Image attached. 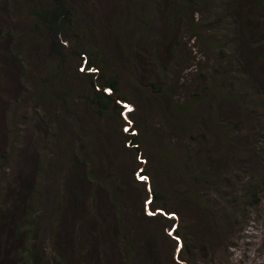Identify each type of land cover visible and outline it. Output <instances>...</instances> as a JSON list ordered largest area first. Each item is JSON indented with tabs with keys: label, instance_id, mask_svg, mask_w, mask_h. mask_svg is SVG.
Masks as SVG:
<instances>
[{
	"label": "trees",
	"instance_id": "obj_1",
	"mask_svg": "<svg viewBox=\"0 0 264 264\" xmlns=\"http://www.w3.org/2000/svg\"><path fill=\"white\" fill-rule=\"evenodd\" d=\"M16 1L17 4L13 2L0 3V18L5 21V29L3 33H0V39L6 38L11 46L19 49V51L12 50L11 60L17 64L18 77L23 76L26 81H32L31 84L34 86L31 89L33 93L30 98L37 99V104H31V106L37 107V111H29L30 115L28 114V116L33 119L34 116L43 114L51 124L48 128L51 135L48 140L55 141L56 135L59 134L64 141L56 147L53 146L55 155H52L51 161H47L41 156L32 170H27L26 176L30 182L23 181L18 190V197L27 211L9 237L3 233L4 219L0 220V238H2L0 239V264H46L55 260V258L50 260L48 250L37 238L38 227L40 225L49 229L51 236H54L55 233L59 234L57 231L62 225V221L66 218L69 219V209L83 217L84 221L82 220V224L79 225L81 236L89 232L84 228V223L88 222V219L94 220V228L98 235L103 238L107 235L108 242L105 241L98 256V261L101 264H113V262L117 264L110 243L119 252L118 264L138 263L140 260L138 264H149L142 254L144 251H151L148 239L152 238L153 234L149 237L148 229L139 228V226H134L132 229L133 225L131 227L130 225L133 222L127 213L129 211H122L118 207L122 200L121 196H123L120 188L128 189V185L131 183L143 184L140 187L143 194L142 201L145 200L146 204L149 203L147 206L152 212L158 211V213L146 216L141 201L139 204L142 217L149 221L163 223L164 229H169L170 234L173 235L171 251L176 254L178 260L172 264H198L193 253L194 245L191 239L195 240V243L202 249L206 248V251L211 253L217 251L216 246L227 245L229 237H225V232H230L229 229L238 220L236 213L235 216L227 215L226 206L228 205L224 199L226 198L225 194L230 195L227 200L229 204L235 205L236 209H239L237 205L244 198L245 203L250 207L258 201V194L261 188H264V177L257 179L254 183L242 184L241 192L233 195L230 190V180L232 179L228 174L223 179V177H215L213 173L211 181L204 177L203 172L197 174L201 166L196 157L199 154L198 151L205 145L202 143L204 134L199 130L205 126L206 122L203 110L205 111L209 106L210 108L215 106V103L209 102L212 98L208 96L209 92L219 94L218 92L223 89L218 91L220 87L217 89L214 85V91H212L206 86L203 72L198 71L203 62L201 49L200 54L189 55L192 71L188 68V72L184 68L186 65L180 63L176 70L171 72L172 66L169 60L175 59L173 51L176 45H181V47L185 45L180 36L172 37L174 29L178 30L181 21L187 28L189 42L205 46L212 57H224L234 45H229V43L234 41L235 33L238 36L244 31L243 25L238 22L239 19L244 25L249 23L243 5L244 0L238 2L236 0H132L133 5L128 6L127 9L124 4L125 0ZM259 2L264 6V0H259ZM88 4L91 6L89 7ZM118 6L125 7L117 10ZM233 7L236 8L237 18L232 12ZM5 10L8 11L6 15H4ZM259 36L264 37V33L260 32ZM43 38L50 43L51 51L48 52V56L51 55V59L44 56L46 55L43 52L44 49L38 48V46L41 47ZM160 39L163 40L162 44L167 50V52L165 51L167 65L155 49H160L158 45ZM25 41L27 45L23 44ZM17 42L19 43L17 44ZM35 44L41 51H37V53L39 52L46 62L47 70L44 77L35 76L21 55L22 50H25L24 53H26L30 51V48L33 49ZM149 49H152L151 55L145 53ZM3 61L5 63V60ZM142 63H145V66L138 70L137 67ZM32 66L36 68L38 65ZM228 69L225 67L224 72L227 71L229 74L227 79L234 82L231 83L233 91V84L237 82L236 90L241 83L240 80L246 82V78L239 77L240 74L234 72L235 68ZM184 70L189 73L192 91L183 88L185 83H182L181 75ZM229 71L230 73H228ZM6 76L8 79L11 74H6ZM29 76L33 78L29 80ZM66 77H69V80ZM70 79L72 80L68 87L66 84H69ZM75 82L78 84L79 91L82 90L79 96L89 109L96 110L99 119H104V117L106 119L109 114L118 118L122 144L126 141L131 145L130 149L133 150L134 156L135 154L141 155L139 145L146 144L149 157L154 159L156 164V166L152 165L153 175L145 169L142 173L143 179L133 180L132 177L131 183H127V178L123 175L125 173L119 167L110 171L100 165L96 166L95 158L104 155V144L100 147L95 143L97 133L91 126L96 125V119L82 121L78 115H73L69 118L68 126L64 115L53 116L51 114L53 111L51 106L59 108L61 107L59 104L68 103L69 98L67 100L65 96L73 93ZM3 87L7 102L10 92L6 91L4 85ZM179 87H182L181 94H178ZM248 87L241 93L244 100L249 99V94L252 91L249 92L252 87ZM177 94L180 95L178 98H176ZM154 98L168 107L167 111H160L161 120L159 119L158 122L155 121L158 118H155L157 112L153 107ZM243 101L242 107L246 110L248 102ZM124 103L132 104V107L126 112L128 116L126 121L121 116L125 107ZM11 104L17 117H23L26 110L18 109L20 106L16 103ZM172 112L175 113L174 117L169 115ZM7 113L8 111L5 110L2 116L6 117ZM9 116L12 118L11 115ZM44 116L42 117L45 118ZM5 117L3 118L4 122L6 121ZM18 121L19 119L12 121L11 126ZM166 123H169L170 131L164 130ZM122 126H127L124 132ZM69 128L74 132L81 133L82 140H79L78 147L86 155L78 157L74 155L72 159L73 153H69V139L64 136V132ZM136 129H138L139 135L136 134ZM175 133L182 140L175 137ZM257 135L256 139L262 142L261 155H264V129L258 130L255 137ZM7 153L8 151L0 144V156L5 158ZM114 156L118 158L117 153ZM200 157L201 155L199 160ZM77 160L87 166L82 169L80 174L75 176L70 173L67 176L70 171L69 163L74 165ZM223 160L221 159L222 164L225 163ZM227 161L228 165L233 166L232 161ZM208 162L213 165L212 172H217L218 166H215V163L220 164V162L207 157L201 161L205 164L204 166ZM44 163L47 164V170L50 169L49 163L52 166L61 163L58 171L61 173L59 178L63 179V184H67L66 194L63 195L59 187L60 184L54 179L48 180L46 186L49 189L47 191L52 190L48 194L54 195L53 205L49 211L46 209L39 211L34 205L37 195L46 196L43 189L45 188L44 184L47 183L48 174H46L47 172L41 173ZM139 164V162L136 163L134 170ZM32 172H34L35 178L30 179ZM162 172L168 173L164 175L168 177V185L171 184L174 191L172 192L174 199L172 202L168 195L169 189L163 190L162 180L156 178L157 180L154 181L155 177L161 176ZM149 174L153 180L151 182ZM10 175H12V171H10ZM80 180L89 181V188L92 189V199L84 206L83 210L79 209L83 205L80 202L83 193H78L82 189L75 183ZM145 182L148 186L147 189H145ZM84 184L86 185V183ZM103 189L107 192L106 196L110 198L111 202L118 205L113 211V233L108 232L106 228L111 223L112 212L107 216V219L105 215H102V218L107 220L105 224L103 220L98 219V215L96 217L95 214L90 215L89 213L90 208L96 209L97 213L100 210V203L105 200L101 197L100 199L93 197L96 190L103 191ZM71 192H75L72 197ZM212 193L215 194L212 195ZM218 195L220 199L216 201ZM134 202L136 201L134 200ZM3 204L0 200V211L8 210L9 207H3ZM135 209L137 211L136 206ZM159 209L164 213H159ZM189 210L196 212L198 210L199 219L190 221L186 216ZM170 212H173V216ZM176 212L180 216L179 222L174 219ZM193 225L197 228H193ZM195 233L201 235L199 240H196ZM162 234L169 237L166 233ZM17 240L18 242L15 243ZM139 240L145 244H139ZM176 240L181 241L179 245ZM79 241L85 248L83 240ZM15 246L16 248H14ZM12 249L13 253L10 254ZM73 250L75 256L79 254L84 257L86 264H92V258L85 256L84 251H79L76 243ZM60 256H63L62 253ZM156 256V264H167L164 263V252L156 251Z\"/></svg>",
	"mask_w": 264,
	"mask_h": 264
},
{
	"label": "rangeland",
	"instance_id": "obj_2",
	"mask_svg": "<svg viewBox=\"0 0 264 264\" xmlns=\"http://www.w3.org/2000/svg\"><path fill=\"white\" fill-rule=\"evenodd\" d=\"M125 1L124 4L126 5V9L128 6L133 5L132 0ZM236 1L238 2L240 0ZM2 2L3 4L7 2H13L17 4L16 0H0V3ZM243 5L246 16L249 18V23L244 25L241 19H239L238 22L243 25L244 31L238 36L237 33H235L234 41L229 43V45H234L224 57H212L205 46L197 44L196 46L194 43L189 42L187 28L184 22L181 21L178 30L174 29V35L172 37L174 38L175 36H180L185 45L182 47L181 45H176L173 51L175 59L169 60L172 66L171 72H174L180 63L186 65L184 68L188 72L189 69L192 71L193 69L190 68L191 63L189 60H191V58L189 55H198V53L200 54L201 49L203 62L201 69H198V71L203 72L206 86H208V89H211L212 91H214V85L217 87V89L220 87L218 91L223 89L221 90L223 94H220L221 92H218L219 94L209 92L208 96L212 97L209 102L215 103V106H211V108L209 106L205 111L203 110V116L206 122L205 126L199 130L204 134L202 143L205 145L204 148L198 151L199 154L196 157L197 161H200L199 164L201 166V169L197 174L199 175L200 172H203L204 177L209 178V181H211L213 173L215 174V177H223V179L225 175L228 174L232 179L230 180V190L231 194L233 195L241 192L240 186L242 184L254 183L257 181V179H263L264 177V155H261L260 152L262 142H259L256 139L258 138V135L255 137V134L258 130L264 129V37L259 36L260 32L264 33V6L260 5L259 0H244ZM88 6L90 7L91 5L88 4ZM123 8L118 6L117 10H121ZM235 9L236 8L233 7L232 12L237 18ZM7 13L8 11L5 10L4 15ZM96 21L98 20L96 19ZM4 29L5 21L1 20L0 18V33H3ZM42 40L43 42L41 47L38 46V48L44 49L43 52L44 54L46 53L44 56H48V52L51 51L50 43H48L45 38ZM18 43L19 42H17V44ZM162 43L163 40L160 39L158 42L160 49H155L158 55L162 58V61L167 65V61L165 59V51L167 52V50L165 45ZM23 44L27 45V42L25 41ZM38 48L37 44H35L33 49L30 48V51L26 53H24L25 50H22L23 53L21 55L23 56L24 61H27L29 68L32 69V72L35 76L44 77L45 71L47 70L46 62L42 59V56L39 54V52L37 53V51H40ZM12 50L19 51V49L11 46L6 38L0 39V66L4 63L3 60H5L4 65L0 68V144H2L6 151H8L5 158L0 156V200H2L4 203L3 207H9L8 210L0 211V220L4 219L5 221L3 233L8 237L13 233L14 227L20 221V219L24 217L25 211H27V208L25 205H23V203L21 204V201L18 197V190L21 187V183L25 180L29 181L26 176L27 170H32L36 164V161L40 159L41 156L43 159L51 161V157H53L52 155H55L53 146L56 147L59 143L64 141V139L59 134L56 135L55 141L48 140V138L51 136L50 130L48 129L50 128L51 124L48 123L46 117L43 114L36 115L33 119L28 116V114L30 115L29 111H37V107L33 106L34 104H37V99L30 98V95L33 93L31 89L34 86L31 84L32 81H26L23 76L18 77L17 64L11 60L13 54ZM29 52L32 53L26 55ZM145 53L151 55L152 49L145 51ZM48 57H50L49 59L52 58L51 55ZM31 64L38 66L34 68ZM223 65L225 66L223 67ZM144 66L145 63H142L137 68L139 70ZM225 67L229 69L235 68L234 72L240 74L239 77L243 79L246 78V82L241 79V83L235 90V86L237 84L236 82L233 84L232 91L231 83L234 82H231L229 78L227 79V75L229 74H227V71L224 72ZM187 71H183L181 75V81L182 83H185L183 86L184 89L192 91V88L190 87L191 79L189 78V73ZM228 73H230V71ZM6 74H11V77H8L7 79ZM32 78V76H29L28 79L30 80ZM66 78L69 80V77ZM71 80L72 79H70L69 84H66L68 87L71 83ZM75 84L74 89L72 90L73 93H71L69 96H65V99L68 100L69 98L68 103L64 105L59 104V106H61L59 108L51 106L50 108L53 110L51 114L53 116L64 115L65 122H68V126L69 118H71L73 115H78L79 119L82 121L96 119V125H91L93 126L94 131L97 133V138H94L96 141L95 143L100 147L104 144V155L102 153L103 157L95 158L94 162L96 163V166L100 165L105 170L110 169V171H113L119 167L121 171H124L125 174L123 175L126 176L127 183H131L132 177L133 180L143 179L142 173L143 170L145 171V169L153 175L154 169L152 165L156 166V164L154 159L149 157L147 146H145L146 144L141 143L139 145V147H141V155L135 154L134 156L133 150L130 149L131 145H129L126 141L124 144H122L121 135L119 133L120 121L118 118L116 119L114 115L109 114L106 116V119L105 117L104 119H99L96 114V110L89 109L84 100L79 96L82 90L79 91V87L77 86L78 84L76 82ZM3 85L6 87V91L8 93L10 92L7 102L5 100V89ZM248 86L252 87L249 92L251 90L252 91L249 94V99L244 100L241 93L244 90H247V88H249ZM28 90L31 92H27ZM75 90L77 91L74 92ZM181 91L182 87H179L178 94H181ZM234 91L237 92L235 93ZM87 92L89 91L87 90ZM178 94L176 98L180 96ZM242 101L248 102L246 110L244 107H242ZM11 103H16L18 106H20L18 109L21 108L26 110L23 117H17V113L12 109L13 105ZM31 104L33 105L31 106ZM124 105L125 107L121 113V116L126 121L128 119L126 112L132 107V104L124 103ZM6 107L8 108L6 109ZM153 107L157 112L155 118H158L155 121L158 122L161 118L160 111H167L168 107L163 102H159L157 98L153 99ZM45 108L47 107L45 106ZM5 110L8 111L6 117L2 116ZM170 114L173 117L175 116L174 112L169 113V115ZM9 115H11L12 118ZM4 117L6 120L5 122L3 121ZM18 119V122L20 123L15 122L11 126L12 121H17ZM168 124L169 123H166V125L164 124L165 131L171 130V128L168 127ZM126 128L127 126L122 128L123 132L126 130ZM136 131V134L139 135L138 129H136ZM61 132L63 131L61 130ZM80 134L81 133L77 131L74 132L73 129L70 128L64 132V136L68 137L69 139V153H73L72 159L74 158V155H76V157L80 155H86V153L78 147L79 140H82ZM176 136L182 140L180 136L175 133V137ZM116 153L118 154V158L114 156ZM200 155L201 157L199 160ZM203 155L204 157L202 158ZM205 157L209 159H216V161L220 162V164L217 162L215 163V166H218L217 172H212V163L208 162L206 166H204L205 164L201 163ZM221 159H224L223 162L226 164H222ZM225 159L232 161L233 166L228 165V161ZM137 162L140 164L136 167L137 169L135 168L136 170H134V166ZM60 165L61 163H58L56 166H52L51 163H49L48 167L50 169L47 170V164H43L41 173L47 172L46 174H48L46 179L47 183L44 184L45 188L43 189L46 191H44L46 196L40 194L34 199V205L39 211L42 209L49 211L50 207L53 205L54 195L48 194V192H51L52 190L47 191L49 188L46 186L49 179H54L56 182H58L60 184V190L63 192L62 194H66L67 184H63V179L61 180L59 178V175H61V173L58 172L60 170ZM86 166L87 164L81 163L78 160L75 161L74 165L69 163L70 171L67 173V176L70 175V173L75 176L80 174L82 169ZM219 168L220 170H218ZM10 171H12V175H10ZM96 171H98L97 168ZM166 173L167 172H162L161 176L159 177L154 176V181L157 179L162 180L161 184L163 185V190L165 191L166 189H169L168 195L170 202H172L174 200L172 197V192L174 191L172 190L173 188H171V184L168 185V177L164 175ZM149 177L151 182L152 179L150 174ZM33 178H35L34 172H32L30 175V179ZM144 179L146 180V178ZM75 183L76 186H79L80 189H82L78 191V193H83L80 197V202L83 203V205L79 208L80 210H83L84 206L87 205L90 199H92V189L89 188L90 182L87 180H80L79 182L75 181ZM84 183H86V185ZM141 185L143 184L131 183L128 185V189L120 188L123 193V196H121L122 200H120V203L118 204L120 206L116 205L117 203L114 204L111 202L110 198L106 196L107 192H105L104 189L103 191L96 190L93 198L100 199L101 197L105 201L100 203V210L98 213L97 210L93 208L89 209V213L90 215L95 214L96 217L98 215V219L103 220L105 224L107 222V216L110 215V212H112L110 215L111 223L108 227H106L108 232H112L114 230L113 211L115 207L118 206L122 211L125 212L129 211L130 213H127L133 222L130 225V227L133 225L131 227L132 229L134 226H139V228L148 229L150 234L149 237L153 234L152 238L148 239V246L151 248V251H144V255L142 254V256L147 259L149 264H156V251L164 252V263L172 264L174 261L177 262L178 258L176 254L171 251V239L173 235L170 234V230L164 229L163 223L154 222V220L149 221L148 219H145V217H142L139 204L141 203L143 197V194L140 190ZM147 187V183L145 182V189H147ZM150 187H152V185H150ZM216 187L218 188L219 186ZM74 193L71 192V197ZM213 194L215 193H212V195ZM225 197L226 198L224 199L228 205L226 206L227 215L232 214V216H235L236 213V219L238 220L234 225L231 226L229 229L230 232H225V237H229V243L227 245L216 246L218 248L217 251L211 253L207 252L206 248L205 250L202 249L201 246L195 243V240L191 239L192 244L194 245L193 253L197 263L264 264V188L262 187L260 193L258 194L257 203L251 205L250 207L247 206L244 198V200L237 205L239 209H236L235 205L229 204L227 200L230 195L225 194ZM219 199L220 196L218 195L216 197V201ZM134 200L136 202H134ZM142 204L144 205V214L146 216L151 215L152 213H158V211L152 212L150 207H148L149 203L146 204L145 200L142 201ZM135 206L137 211L136 209L134 210ZM159 210V213H164L161 209ZM226 210L224 209V211ZM170 213L172 214L173 212ZM123 214L125 215V213ZM102 215H105L106 219H103ZM171 216H173V214ZM174 216V219L179 222V213L176 212ZM186 216L189 217L190 221L199 219L198 210L197 212L189 210ZM82 220V216L77 215L75 212L69 209V219L66 218L62 221L63 223L61 226H59V230L57 231L59 234L55 233L54 236H51L49 229L39 225L37 238L39 239L40 243L45 245L44 247H46L48 250L50 260L55 258V260L51 261L50 263L47 262L46 264H86L83 256L79 254L76 256L74 255L73 247L75 243L79 251H84L85 256L92 258V264H101V262L98 261V256L105 241L108 242V237L106 235V237L103 238V236L97 234L93 224L94 220L92 219H88V222L85 221L84 228L88 229L89 232L86 235L81 236L79 225L82 224ZM192 227L197 228L194 225ZM162 233H166L169 237L164 236ZM195 234L196 240H199L201 235L198 233ZM81 239L84 242L85 248L81 246L82 243L79 241ZM176 241L178 245L181 242L178 240ZM17 242L18 240L15 243ZM142 242L143 241L139 240V244L144 245L145 243ZM109 245L111 247L114 260L118 264L119 252L116 250L115 246H112L111 243ZM14 248H16V246ZM12 253L13 249L11 250L10 254ZM61 253L63 255L62 257L60 256ZM20 258L22 260V257ZM140 261H138V263H140ZM138 263L131 262V264ZM113 264L115 263L113 262Z\"/></svg>",
	"mask_w": 264,
	"mask_h": 264
}]
</instances>
